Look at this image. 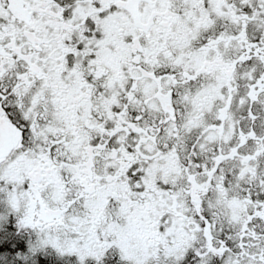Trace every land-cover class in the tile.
Here are the masks:
<instances>
[{
	"label": "snow or ice",
	"instance_id": "snow-or-ice-1",
	"mask_svg": "<svg viewBox=\"0 0 264 264\" xmlns=\"http://www.w3.org/2000/svg\"><path fill=\"white\" fill-rule=\"evenodd\" d=\"M0 264H264V0H0Z\"/></svg>",
	"mask_w": 264,
	"mask_h": 264
}]
</instances>
